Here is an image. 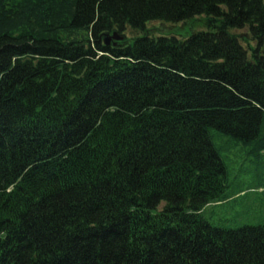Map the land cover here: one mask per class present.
Listing matches in <instances>:
<instances>
[{"label":"trees","instance_id":"obj_1","mask_svg":"<svg viewBox=\"0 0 264 264\" xmlns=\"http://www.w3.org/2000/svg\"><path fill=\"white\" fill-rule=\"evenodd\" d=\"M237 144L259 167L264 0H0V264H264L205 214Z\"/></svg>","mask_w":264,"mask_h":264},{"label":"rangeland","instance_id":"obj_2","mask_svg":"<svg viewBox=\"0 0 264 264\" xmlns=\"http://www.w3.org/2000/svg\"><path fill=\"white\" fill-rule=\"evenodd\" d=\"M149 25L162 28V33H167L170 30L166 27L167 25L164 26L158 21L150 22ZM182 30H184L182 24L176 28L178 32H182ZM134 33L130 29L127 32L129 37ZM211 134L216 144H220L223 149H226L225 142H227V138L213 130H211ZM239 145L237 144L229 155L231 172L233 173L231 191H229L230 198L223 202L224 204L221 206L208 207L205 212L209 221L226 228L264 225V188L261 191H246L240 194L242 196L236 195L241 188L249 189L259 181L264 183V157L260 158V165L257 167L258 160L254 159L244 146ZM223 153H225V150ZM257 171L260 172V178L257 177Z\"/></svg>","mask_w":264,"mask_h":264},{"label":"water","instance_id":"obj_3","mask_svg":"<svg viewBox=\"0 0 264 264\" xmlns=\"http://www.w3.org/2000/svg\"><path fill=\"white\" fill-rule=\"evenodd\" d=\"M104 41L106 45H110L111 42H113L114 46L119 45V42H122L125 39V35L119 33V31L115 30L112 33H106L104 34Z\"/></svg>","mask_w":264,"mask_h":264}]
</instances>
